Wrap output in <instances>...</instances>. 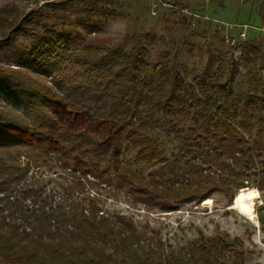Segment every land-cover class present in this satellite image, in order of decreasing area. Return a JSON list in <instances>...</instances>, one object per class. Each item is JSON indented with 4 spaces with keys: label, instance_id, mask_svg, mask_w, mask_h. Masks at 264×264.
Returning a JSON list of instances; mask_svg holds the SVG:
<instances>
[{
    "label": "trees",
    "instance_id": "16d2710c",
    "mask_svg": "<svg viewBox=\"0 0 264 264\" xmlns=\"http://www.w3.org/2000/svg\"><path fill=\"white\" fill-rule=\"evenodd\" d=\"M97 5L66 0L48 5L46 17L7 21L0 52L17 69L0 70L1 92L12 106L0 108V264H229L234 251L222 238L199 236L170 245L148 224L106 213L100 193L125 191L137 205L170 213L240 179L254 177L264 191V166L258 163L264 151V109L258 102L263 98L233 91L238 63H230L225 80H206L207 72L179 63L164 38L163 47L149 46L144 37L96 29L82 48L71 49L58 22L71 19V9L87 17L113 16ZM51 18L57 21L52 26ZM14 36L32 41V47H17ZM245 52L264 66V55ZM65 59L94 77H60ZM49 74H55L51 86ZM252 130L255 137L247 138ZM166 140L176 148L169 158ZM126 149L150 167L161 162L164 170L140 176L122 164ZM21 156L49 160L63 171L61 182L47 191L23 180L12 161Z\"/></svg>",
    "mask_w": 264,
    "mask_h": 264
},
{
    "label": "rangeland",
    "instance_id": "374dc122",
    "mask_svg": "<svg viewBox=\"0 0 264 264\" xmlns=\"http://www.w3.org/2000/svg\"><path fill=\"white\" fill-rule=\"evenodd\" d=\"M63 1L66 0H0V40L9 34L7 21L12 17H46L52 11L48 5ZM93 1L97 2L103 13L113 16L87 17L78 15L74 9L69 10L71 19L66 23L58 22L57 30L59 34L71 39V49L82 48L88 32L96 29L115 35L144 37V44L149 46L157 43L158 47H163L160 41L164 38L166 47L177 56V61L200 74L207 72L206 80L216 75L224 76L225 80L230 74V63H238V74L231 85L233 91L243 96L257 95L264 100V66L256 65L251 59L252 55L245 52L246 48H250L258 56L264 55V19L261 18L264 0ZM164 1L167 6L162 5ZM82 8L85 7L79 5L78 10ZM48 21L50 26L57 22L52 18ZM232 40H236L238 48L231 46ZM13 43L23 49L32 47V41L17 36H14ZM60 68L58 75L68 80L86 82L94 77L69 59H65ZM15 69L16 64L0 52V70ZM54 76L49 74L46 79L50 86L53 85L51 82ZM2 78L0 75V80ZM188 80L193 81V77L188 76ZM9 82L16 84L13 80ZM5 100L0 87V108L12 107ZM258 102L264 109V101L263 104ZM15 110L23 112L20 106H16ZM255 134L256 130L245 132L247 138H253ZM164 145V153L169 158L176 151L175 145L168 140ZM261 160L258 163L262 168L264 151ZM12 161L21 168L23 180L40 183L47 191L60 183L59 177L64 174L44 158L34 160L21 156ZM121 161L124 166L145 178L164 170L161 162L150 167L137 160L132 149L125 150ZM247 179H240L230 187L215 191L205 200L181 203L170 213L137 205L125 191L117 192L108 188L101 191L100 196L106 213L132 216L138 225L143 227L148 224L150 229L158 231L170 245L180 247L199 236L206 239L219 237L234 251V261L229 264H264V191L256 187L254 177ZM243 190L250 194L252 206L235 204ZM4 204H0V210Z\"/></svg>",
    "mask_w": 264,
    "mask_h": 264
},
{
    "label": "bare ground",
    "instance_id": "6f19581e",
    "mask_svg": "<svg viewBox=\"0 0 264 264\" xmlns=\"http://www.w3.org/2000/svg\"><path fill=\"white\" fill-rule=\"evenodd\" d=\"M235 204L237 206H240L242 204H248V205L252 206L253 205V201H252V199L250 197V194L247 193L245 190H243L237 196ZM237 208H239V207H237Z\"/></svg>",
    "mask_w": 264,
    "mask_h": 264
},
{
    "label": "built area",
    "instance_id": "2783aa9c",
    "mask_svg": "<svg viewBox=\"0 0 264 264\" xmlns=\"http://www.w3.org/2000/svg\"><path fill=\"white\" fill-rule=\"evenodd\" d=\"M162 5H163V6H167V4L165 3V1L162 2ZM241 36H242V37H245L244 34H242ZM231 46H232L233 48H235V49L239 47V46H238V43L236 42V40H232V41H231Z\"/></svg>",
    "mask_w": 264,
    "mask_h": 264
}]
</instances>
